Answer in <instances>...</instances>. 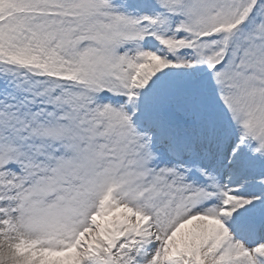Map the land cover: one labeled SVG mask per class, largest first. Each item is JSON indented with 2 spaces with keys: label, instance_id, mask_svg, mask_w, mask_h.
<instances>
[{
  "label": "snow or ice",
  "instance_id": "snow-or-ice-1",
  "mask_svg": "<svg viewBox=\"0 0 264 264\" xmlns=\"http://www.w3.org/2000/svg\"><path fill=\"white\" fill-rule=\"evenodd\" d=\"M0 264H264V0H0Z\"/></svg>",
  "mask_w": 264,
  "mask_h": 264
}]
</instances>
